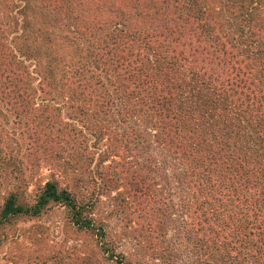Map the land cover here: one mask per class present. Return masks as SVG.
Here are the masks:
<instances>
[{"label": "trees", "instance_id": "1", "mask_svg": "<svg viewBox=\"0 0 264 264\" xmlns=\"http://www.w3.org/2000/svg\"><path fill=\"white\" fill-rule=\"evenodd\" d=\"M1 181L0 225L61 205L115 264L90 201L122 181L212 264H264V0H0Z\"/></svg>", "mask_w": 264, "mask_h": 264}, {"label": "rangeland", "instance_id": "2", "mask_svg": "<svg viewBox=\"0 0 264 264\" xmlns=\"http://www.w3.org/2000/svg\"><path fill=\"white\" fill-rule=\"evenodd\" d=\"M7 129L13 131L11 126ZM88 139L89 145L94 142ZM96 159L97 155L89 169H93ZM51 176L47 166L32 174L23 202L32 203L37 189ZM62 176H54L59 185L72 187ZM122 182L118 190L110 189L90 201L95 205L93 218L105 225L107 241L112 242L116 255H124L130 264H212L206 251L194 248V237L188 234L191 229L178 217L172 216L171 226L152 225L144 215L143 200H135L126 182ZM5 185L6 181H1L0 206ZM108 257L95 233L74 227L68 209L61 205H51L36 217L19 216L0 225V264H115Z\"/></svg>", "mask_w": 264, "mask_h": 264}]
</instances>
